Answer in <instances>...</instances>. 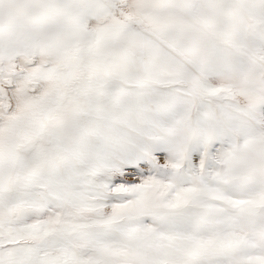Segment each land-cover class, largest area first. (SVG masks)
<instances>
[{"label": "snow or ice", "instance_id": "6c2138e0", "mask_svg": "<svg viewBox=\"0 0 264 264\" xmlns=\"http://www.w3.org/2000/svg\"><path fill=\"white\" fill-rule=\"evenodd\" d=\"M0 264H264V0H0Z\"/></svg>", "mask_w": 264, "mask_h": 264}]
</instances>
